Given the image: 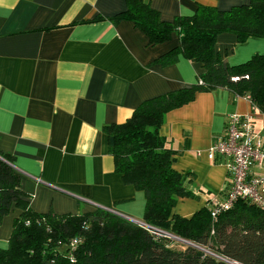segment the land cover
Segmentation results:
<instances>
[{
  "label": "crops",
  "instance_id": "obj_1",
  "mask_svg": "<svg viewBox=\"0 0 264 264\" xmlns=\"http://www.w3.org/2000/svg\"><path fill=\"white\" fill-rule=\"evenodd\" d=\"M145 1L169 21L193 14L198 5L229 9L248 2ZM125 9V0H0V154L12 158L36 212L109 207L143 221L144 193L115 171L103 127L124 122L144 99L190 87L203 67L183 57L168 66L150 65L179 38L173 34L149 45L132 21L107 19ZM96 16L104 18L92 20ZM215 48L224 64H237L264 53V39L238 43L223 33ZM231 112L251 114L264 139V113L226 88L197 92L166 113L160 134L176 151L174 169L193 174L190 188L198 197L178 199L177 214L191 216L225 195L227 169L207 151ZM15 216L12 211L2 219L0 247L7 246Z\"/></svg>",
  "mask_w": 264,
  "mask_h": 264
},
{
  "label": "trees",
  "instance_id": "obj_2",
  "mask_svg": "<svg viewBox=\"0 0 264 264\" xmlns=\"http://www.w3.org/2000/svg\"><path fill=\"white\" fill-rule=\"evenodd\" d=\"M125 1L126 9L107 19L132 21L149 45L169 41L173 34L179 38L150 65L168 66L183 57L203 67L195 84L144 99L124 122L103 127L115 171L144 193L143 221L186 242L172 247L179 241L101 207L76 214L36 212L12 158L1 153L0 224L12 211L16 216L7 246L0 247V264H264V209L239 199L216 218L210 201L191 216L174 212L178 199L196 196L190 188L193 174L174 169L176 151L159 131L168 111L192 101L197 92L219 87L248 97L264 113V53L224 64L215 48L223 33L233 34L238 43L264 39V0L229 9L198 5L193 14L170 21L145 0ZM75 237L81 241L72 249L69 242Z\"/></svg>",
  "mask_w": 264,
  "mask_h": 264
},
{
  "label": "built area",
  "instance_id": "obj_3",
  "mask_svg": "<svg viewBox=\"0 0 264 264\" xmlns=\"http://www.w3.org/2000/svg\"><path fill=\"white\" fill-rule=\"evenodd\" d=\"M232 79L235 80L237 77ZM207 157L210 160L217 158L221 160L230 178L225 195L210 201L213 218H216L219 212L232 207L239 199L264 209V139L256 132L251 114L229 113L224 133L214 139L207 151ZM102 208L113 212L109 207ZM136 224L149 229L158 236L169 237L179 242L184 241L144 221H138ZM80 241L79 237L71 239L70 248H75Z\"/></svg>",
  "mask_w": 264,
  "mask_h": 264
},
{
  "label": "rangeland",
  "instance_id": "obj_4",
  "mask_svg": "<svg viewBox=\"0 0 264 264\" xmlns=\"http://www.w3.org/2000/svg\"><path fill=\"white\" fill-rule=\"evenodd\" d=\"M197 195H199V197L200 198H202L203 200H205V194H203V193H199V194H197ZM190 199H194V200H197V198L198 197H196V196H193V197H189ZM189 213V212H188ZM84 236V235H83ZM176 241H179V240H176ZM181 242V241H180ZM180 242H173L172 243V247H175V248H182V245L180 244Z\"/></svg>",
  "mask_w": 264,
  "mask_h": 264
},
{
  "label": "water",
  "instance_id": "obj_5",
  "mask_svg": "<svg viewBox=\"0 0 264 264\" xmlns=\"http://www.w3.org/2000/svg\"><path fill=\"white\" fill-rule=\"evenodd\" d=\"M113 213H115V214H117V215H119V216H122V217H124V218H126V219H128V220H130V221H132V222H134V223H137V222H138L137 220H134V219H131V218H129V217H126L125 215H121V214L118 213V212L113 211ZM139 222H140V221H139Z\"/></svg>",
  "mask_w": 264,
  "mask_h": 264
}]
</instances>
